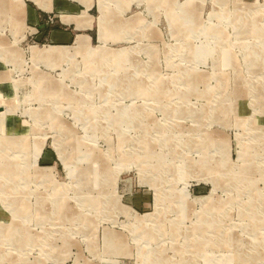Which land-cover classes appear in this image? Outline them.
Wrapping results in <instances>:
<instances>
[{"label": "rangeland", "instance_id": "1", "mask_svg": "<svg viewBox=\"0 0 264 264\" xmlns=\"http://www.w3.org/2000/svg\"><path fill=\"white\" fill-rule=\"evenodd\" d=\"M95 1L0 0V264H264V0Z\"/></svg>", "mask_w": 264, "mask_h": 264}, {"label": "crops", "instance_id": "2", "mask_svg": "<svg viewBox=\"0 0 264 264\" xmlns=\"http://www.w3.org/2000/svg\"><path fill=\"white\" fill-rule=\"evenodd\" d=\"M47 6L45 9L38 7L32 0L30 4L34 7H29V16L37 19L42 23L47 32V46H64L70 47L71 42H74L77 34H90V31L96 25L98 17H94L95 0H41ZM128 5V4H127ZM85 11L89 25L79 26L76 17ZM70 17L69 22H64L62 17ZM48 17H53L54 21L47 22ZM74 18V19H73ZM98 26V22H97ZM90 39L91 36L89 35ZM69 44V45H68ZM72 45V44H71Z\"/></svg>", "mask_w": 264, "mask_h": 264}]
</instances>
